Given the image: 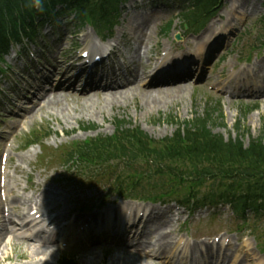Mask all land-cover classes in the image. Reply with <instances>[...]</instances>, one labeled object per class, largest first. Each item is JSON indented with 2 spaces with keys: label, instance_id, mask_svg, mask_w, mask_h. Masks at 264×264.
I'll return each mask as SVG.
<instances>
[{
  "label": "rangeland",
  "instance_id": "374dc122",
  "mask_svg": "<svg viewBox=\"0 0 264 264\" xmlns=\"http://www.w3.org/2000/svg\"><path fill=\"white\" fill-rule=\"evenodd\" d=\"M237 1V0H233ZM257 1V0H243V2L248 6L252 2ZM262 1L264 0H258V10L261 9L262 6ZM225 5L229 6V4L226 2ZM139 14H144L141 10H136ZM223 14V18L229 15L230 10L228 9H221L219 13ZM123 16L122 18L125 19L129 18L128 10L124 9L123 10ZM247 23V22H246ZM245 30V28L243 29ZM264 31V22L259 21L257 17L249 18L248 23L246 24V34H248L249 38H241L237 37L233 45V48L231 49L232 53L234 54L231 56L233 60H235L238 55L240 54V49L241 46L243 45L244 42L246 41H257L259 39L264 40V35L262 34V31ZM260 42V41H259ZM239 43V44H238ZM231 59L229 58L228 62H230ZM198 89H191L193 93V101L196 102L198 100V103L195 105L193 104V109L192 110H186L181 104L178 106L172 107L169 111L162 110L160 112H155L150 116V118L144 120L140 117V115L135 114L134 107H132L131 110H129L125 118H128L129 121H131L135 126H140L145 132H147L150 136L156 139H162L164 137L170 136L173 133V129L175 131V127H171L170 125H167L165 122L168 119L169 116H174L179 118L180 120H185V119H191L195 115L198 116H205L207 113L208 109H216L217 113L214 114V119H215V125L213 126L215 134H220L223 136L225 140L228 139H236L241 138L245 144H247L251 139H258L260 137L264 138V103L262 101L258 102H253V101H248V100H240V99H224V98H219L218 95L215 93L208 91V88L206 87L205 91H197ZM188 95L185 96V99L187 100ZM232 102L231 105L229 102ZM191 104L190 100H187L186 106L189 107ZM256 104V105H254ZM190 108V107H189ZM111 118L108 121H105L102 124L101 129L102 130L100 133L104 135H110L113 133L114 129L110 126ZM99 124V123H98ZM239 124V131H236V127ZM57 126V125H55ZM58 128V127H56ZM75 128V126H73ZM70 128H66L65 131L69 130ZM147 129V130H146ZM167 129V131L165 130ZM98 130V131H99ZM93 134L91 135H85V134H76V140H84L85 138L92 137ZM84 138V139H83ZM221 223L215 222L212 226L209 225H203L202 227L199 228L197 233L199 236H204V235H211L219 226ZM235 229H233L234 231ZM238 234H243V233H238ZM237 234V235H238ZM235 235H232V241ZM24 251L27 255H30L27 252V249L25 246L21 247L19 250ZM236 249V246H235ZM81 250L78 251H69L68 253L65 251H60L59 256H58V263L59 260L63 261L65 257L71 258L73 264H86L89 263V261H92V263L99 264L100 262H103L101 260L100 255H94L95 257L89 256L90 260L86 258H82L81 256L82 253H80ZM112 256V255H111ZM29 257V256H26ZM31 260V259H29ZM98 263H97V262ZM103 264H111L112 260L110 256H105ZM91 263V264H92ZM48 264H57L56 261L53 259L49 260ZM102 264V263H100Z\"/></svg>",
  "mask_w": 264,
  "mask_h": 264
},
{
  "label": "bare ground",
  "instance_id": "6f19581e",
  "mask_svg": "<svg viewBox=\"0 0 264 264\" xmlns=\"http://www.w3.org/2000/svg\"><path fill=\"white\" fill-rule=\"evenodd\" d=\"M232 9L237 14H238L239 10H243L242 7L235 8L234 5H232ZM255 14H256V12H255ZM242 15H244V13ZM138 18H139V16L134 17L132 19V23L136 22L138 20ZM144 23H145V20L142 22L141 26ZM139 29L140 28L136 29V31H138ZM214 30H215L214 26L210 27L209 30L199 38L198 44H204L208 35L211 34ZM152 43H153V39H151V41H150V44H152ZM189 78H187L181 82L167 84L165 86H157L158 88H156V89H151L149 91L141 92L142 107H140V109L138 111L141 113L142 118L146 120V119L150 118V116L153 114V112H158L160 109L167 110L170 105L179 103V101L181 99L180 95H182L184 93V91H185V94L188 91L189 85L187 83V80ZM256 79H257L256 81L258 83H260V85H262L261 94L258 96V98L264 99V70L263 69H259L258 75L256 76ZM148 87H153V86H148ZM128 91L131 93H134L135 91L139 92V90H137L136 87H131L128 89ZM124 93H125L124 91H116V92L110 93V97H111L110 107L116 105V102L118 103V101L120 100V98H122ZM59 105H60V100L58 97H56V99L54 101L48 102V107L50 109H57L61 113V115H63L67 119H75L76 120V118H77L76 116L78 114L76 111H74V113H72L70 110H64L62 108H59ZM102 111H103L102 107H98V106H96L95 102L90 101L89 103H87V109L86 108L81 109L79 115L85 116V115L91 114V115L99 116L102 114ZM59 112H57V113L60 114ZM152 212H153L152 218L156 219V217L158 215L157 209H153ZM152 218H151V220H152ZM163 225L164 224L159 220L155 224V227H153V228H155V230H157L158 228H160ZM0 236H1V234H0ZM144 244H146L145 239H139L138 238L137 242L135 244L131 245V250L119 249L118 251H115L116 252L115 258L117 260H119L120 262H122L123 264H144V263H147V261L145 259L148 257L145 254L141 255L138 252V248L145 247ZM44 246L45 245L35 246L34 250H33V254L36 256H45V255H54L55 252L57 253V251L50 250L49 247L44 248ZM96 250H98V248L94 247V248H90L89 251L92 254H94ZM99 252H101V250H99ZM43 263L47 264V261L45 260V261H43ZM92 264H96V263H92ZM111 264H116V263L112 262Z\"/></svg>",
  "mask_w": 264,
  "mask_h": 264
},
{
  "label": "trees",
  "instance_id": "16d2710c",
  "mask_svg": "<svg viewBox=\"0 0 264 264\" xmlns=\"http://www.w3.org/2000/svg\"><path fill=\"white\" fill-rule=\"evenodd\" d=\"M1 1V0H0ZM44 1V0H40ZM85 1L88 3L91 0H78L79 5H86ZM18 9L16 10V12ZM15 12V13H16ZM2 11L0 12V58L2 54L7 50L9 40L12 38H17L18 35H15L14 32H11L8 28V24L14 22L16 19H13L14 14L10 18L6 25L3 23V17L1 16ZM208 134V133H207ZM209 135V134H208ZM160 154L170 157L171 159H198L202 155H215L217 161L227 159L230 156H236V158L241 160H247L251 165L264 164V148L261 143L253 144L249 151H243L241 146L226 145L221 138L218 137H191L188 140V143L183 144L178 141L173 147L160 151Z\"/></svg>",
  "mask_w": 264,
  "mask_h": 264
}]
</instances>
